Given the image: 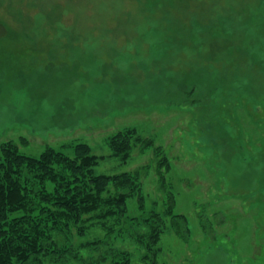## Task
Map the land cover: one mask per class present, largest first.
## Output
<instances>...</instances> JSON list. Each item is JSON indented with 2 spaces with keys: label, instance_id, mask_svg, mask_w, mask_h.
<instances>
[{
  "label": "rangeland",
  "instance_id": "374dc122",
  "mask_svg": "<svg viewBox=\"0 0 264 264\" xmlns=\"http://www.w3.org/2000/svg\"><path fill=\"white\" fill-rule=\"evenodd\" d=\"M9 143L137 172L124 215L72 224L66 264H264V0H0Z\"/></svg>",
  "mask_w": 264,
  "mask_h": 264
},
{
  "label": "trees",
  "instance_id": "16d2710c",
  "mask_svg": "<svg viewBox=\"0 0 264 264\" xmlns=\"http://www.w3.org/2000/svg\"><path fill=\"white\" fill-rule=\"evenodd\" d=\"M130 134L119 132L112 138V149L123 161L132 153ZM98 159L88 143L75 145L73 155L51 146L38 156L21 152L13 143L2 148L0 264H45L48 260L66 264L71 254L78 255L69 239L72 224L84 222V215L90 213L101 220L124 215L127 200L139 185L137 172L96 174ZM111 183L124 190L111 193ZM171 213L168 209L164 215ZM148 222L147 232L140 236L156 242L165 229L164 219L154 212Z\"/></svg>",
  "mask_w": 264,
  "mask_h": 264
}]
</instances>
